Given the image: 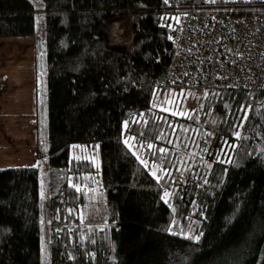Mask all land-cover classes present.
Here are the masks:
<instances>
[{
    "label": "trees",
    "instance_id": "1",
    "mask_svg": "<svg viewBox=\"0 0 264 264\" xmlns=\"http://www.w3.org/2000/svg\"><path fill=\"white\" fill-rule=\"evenodd\" d=\"M203 1L0 0V38L32 37L44 19L48 264H264V90L156 83L180 20ZM127 10L139 20L131 49L107 34ZM164 94L176 115L156 105ZM216 114L225 155L203 149ZM86 141L98 142L100 168L70 158ZM190 141L199 152L186 157ZM39 180L36 166L0 168V264H43ZM96 184L106 212L92 217Z\"/></svg>",
    "mask_w": 264,
    "mask_h": 264
},
{
    "label": "rangeland",
    "instance_id": "2",
    "mask_svg": "<svg viewBox=\"0 0 264 264\" xmlns=\"http://www.w3.org/2000/svg\"><path fill=\"white\" fill-rule=\"evenodd\" d=\"M39 2V0H35ZM128 26L125 18L111 21L110 29L116 43L125 44L129 36L126 33L117 34L122 28ZM116 35V36H115ZM47 65L45 27L42 15L36 18V30L29 38H0V168L10 166H36L40 176V204H41V241L43 251V264H48V158H47ZM40 98V99H39ZM41 99H44L41 101ZM45 101V103H44ZM168 101H171L170 103ZM39 102V103H38ZM38 103V105H37ZM38 106V108L36 107ZM156 105L159 108H167L170 112H179V107L173 98L158 96ZM188 109L197 108V101L189 99ZM220 121V115L211 118L208 127V137L204 140L203 149L208 152L222 151L215 140V129ZM131 145L129 149L139 160L144 159L141 148L125 137ZM190 141L186 148V157L196 155L199 151ZM219 148V149H218ZM70 158H85L100 168V148L97 141L75 143L70 149ZM208 162V161H205ZM148 165V162H147ZM190 166V163L186 164ZM155 172L152 169V173ZM156 173V172H155ZM156 176L158 174L156 173ZM98 184L93 186L87 197L84 211L93 217L100 212H106L102 208ZM83 211V210H82Z\"/></svg>",
    "mask_w": 264,
    "mask_h": 264
},
{
    "label": "built area",
    "instance_id": "3",
    "mask_svg": "<svg viewBox=\"0 0 264 264\" xmlns=\"http://www.w3.org/2000/svg\"><path fill=\"white\" fill-rule=\"evenodd\" d=\"M186 14L173 37L168 67L157 84L177 89L264 90V0H218L216 4L204 0ZM122 18L128 26L117 34L129 36L125 44L116 43L110 29L111 21ZM138 24L130 10L109 18V44L131 49Z\"/></svg>",
    "mask_w": 264,
    "mask_h": 264
},
{
    "label": "snow or ice",
    "instance_id": "4",
    "mask_svg": "<svg viewBox=\"0 0 264 264\" xmlns=\"http://www.w3.org/2000/svg\"><path fill=\"white\" fill-rule=\"evenodd\" d=\"M164 2H165V3H168V0H164ZM207 2H208V3H211V4H216V3L218 2V0H207ZM185 15H187V14H185ZM176 19L179 20V17H177ZM229 51H231V50H229ZM168 102L170 103L171 101H168ZM164 111H168V109L165 108ZM176 114H177V113H175V112L173 113V115H176ZM180 114L183 115L184 113H180ZM245 118H246V117H245ZM125 123L127 124V122H125ZM236 135L239 136V135H240L239 132H237ZM133 139H134V138H133ZM124 143H125V144H128V146L131 148V145L128 143L127 140H125ZM147 147H148L149 149H151V148L154 147V145H152V144H148ZM160 151L163 152V151H165V150H164V149H160ZM140 163L143 164L145 167H147V161L141 159V160H140ZM34 167H35V165H34ZM152 175H153V176H156V173L153 172ZM159 179H161V177L157 176V180H159ZM69 183H70V185H71V182H69ZM71 186H72V187H75L77 191H80V188H79L77 185H71ZM169 195H170V193L165 192V197H167V196H169ZM81 219H83V218L81 217ZM198 238H199V237H197V239H198Z\"/></svg>",
    "mask_w": 264,
    "mask_h": 264
}]
</instances>
